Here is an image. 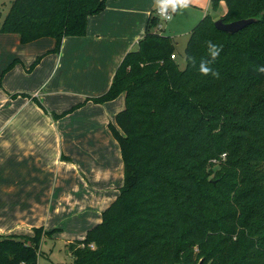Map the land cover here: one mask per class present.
Returning <instances> with one entry per match:
<instances>
[{
  "label": "trees",
  "instance_id": "trees-1",
  "mask_svg": "<svg viewBox=\"0 0 264 264\" xmlns=\"http://www.w3.org/2000/svg\"><path fill=\"white\" fill-rule=\"evenodd\" d=\"M224 1L225 23L256 20L231 34L206 15L190 31L180 68L173 38L152 15L96 99L124 95L111 124L124 179L101 221L68 245L73 264H264V73L256 70L264 66V0ZM106 3L13 0L0 31L23 44L53 38L58 52L65 37L86 35L88 18ZM208 39L223 47L211 65L218 79L198 70L210 59ZM56 230L0 235V264H63L41 251Z\"/></svg>",
  "mask_w": 264,
  "mask_h": 264
},
{
  "label": "crops",
  "instance_id": "crops-1",
  "mask_svg": "<svg viewBox=\"0 0 264 264\" xmlns=\"http://www.w3.org/2000/svg\"><path fill=\"white\" fill-rule=\"evenodd\" d=\"M12 1L0 0V29ZM225 6L222 0L214 10L211 0H191L189 7L173 14L163 29L161 22L158 31L173 38L178 57V36L187 35V44L192 28L208 14L220 18L227 11ZM155 8L156 0H107L104 11L88 18L86 35L65 37L58 52L53 51V38L23 44L19 34L0 31V131L4 128L6 132L16 117L22 115L24 119L6 132L10 138L3 137L0 142V235H33L34 228L38 227L47 232L57 229L42 243L48 239L59 241L60 235H65L63 242L68 247L83 239L87 230L101 221L102 212L98 218L94 215L84 217L79 211L71 213V199L76 197L82 183L86 187L87 181L92 180L94 164L88 155L83 158L79 154V145L72 137V123L76 125L77 122L55 120L46 103L62 109V105L68 103L61 99L63 95L75 99L83 96L72 89L76 74L73 75L68 66H78L87 72L78 75L76 84L84 80L92 84L100 81L97 71L108 67L105 83L101 82L95 93L107 92L124 56L136 49L138 40L144 36ZM38 58L40 60L34 65ZM59 70H64L62 78H57ZM63 79L69 80L71 86ZM121 96L124 100L121 94L104 104L115 113L114 118L124 108ZM57 128L66 134L62 145H58ZM119 166L117 163V168ZM120 187L112 186L113 200ZM49 198H52L50 207L56 217L44 225ZM63 212L64 217L78 220L79 225L70 224L65 230L58 219Z\"/></svg>",
  "mask_w": 264,
  "mask_h": 264
},
{
  "label": "rangeland",
  "instance_id": "rangeland-1",
  "mask_svg": "<svg viewBox=\"0 0 264 264\" xmlns=\"http://www.w3.org/2000/svg\"><path fill=\"white\" fill-rule=\"evenodd\" d=\"M225 8H227V5L225 6ZM161 22L163 29V27L166 26L167 22ZM159 25L160 23L158 24V27H156V30H159ZM187 38V35L182 34L179 35L177 39L179 41V45L177 46L179 56L176 59L180 68H183L185 66L184 57ZM62 61L66 66L67 61L65 60V58H63ZM68 67L71 68L69 70H71L73 75L76 74V81L73 84L72 89H75L78 94L83 96L76 97L75 99L71 96L63 95L61 99L68 100V103L66 102L65 104H63L61 107L62 109H55L48 106L46 103V101H48L47 99L45 100V103L55 120L60 121L64 119L65 122L69 123V120L73 119L77 122L76 125L72 123L74 125V134L72 137L73 139H75L76 145H79V154L83 158L84 155H88V159L91 158L94 164L92 167L94 170L92 180L89 179V181H87L86 187L84 186V183H82V187L78 191V194L76 193V197H73L71 199V203L69 204L70 210L72 211L71 213L79 211L83 213L84 217H92L94 215L96 218H98V216L100 217L102 210H104V208L109 205L110 200H113L114 190H111L112 186H122L124 179L123 158L120 150V145L111 127V124L115 123V118L113 115L115 113H112V111L108 109L109 106L104 107V104L106 102H110L113 100L104 102H98L96 100L106 93L95 92L101 86V82L105 83V72L108 70V67L103 68V71H97L100 81H97L94 84L85 83V80L80 81L82 83L76 84L79 77L78 75L81 76L82 74H86L87 72L85 71V69H80L78 66ZM63 72L64 70H59L57 78H62ZM64 81L66 84L71 86L69 80ZM121 105L125 106V99L123 100L122 96ZM23 120L24 119L22 115L16 117L11 125L8 126L6 132L11 131L14 126L20 125ZM3 129L0 131V142L2 141L3 137H11V135L4 132ZM56 134L58 136V145H60V143L62 145L63 139L66 136L65 132H63L62 130L60 131V129L57 128ZM50 140H52V138ZM82 149L83 152H81ZM117 163H120V166L118 168ZM52 182L54 184L55 180H52ZM116 192L119 191L117 190ZM51 202L52 198H49L46 205L44 225H46L47 222L54 220L56 217V215H54L53 209H51L50 207ZM69 218V216L64 217V212L63 215L58 218L65 230H67V227L70 224L74 225L76 223V225H79L78 220L77 222H75L74 220H69ZM64 238H66L65 235H60L59 241L48 239L46 242L41 243V250L43 254H45L52 262L73 264V256L69 253L68 247L64 246ZM43 260L44 259H41V262Z\"/></svg>",
  "mask_w": 264,
  "mask_h": 264
},
{
  "label": "clouds",
  "instance_id": "clouds-1",
  "mask_svg": "<svg viewBox=\"0 0 264 264\" xmlns=\"http://www.w3.org/2000/svg\"><path fill=\"white\" fill-rule=\"evenodd\" d=\"M191 0H156V8L158 15L165 20H169L172 18L173 14L180 12L183 9L189 7ZM205 46L207 48L208 57L210 59H201L199 62V73L202 76L211 75L213 78H219V72L216 71L211 65L216 61L219 57L220 53L223 50L222 45H218L214 43L211 39L205 41ZM188 60L196 65V59L192 56L188 57ZM260 73H264V66H259L256 69Z\"/></svg>",
  "mask_w": 264,
  "mask_h": 264
},
{
  "label": "water",
  "instance_id": "water-1",
  "mask_svg": "<svg viewBox=\"0 0 264 264\" xmlns=\"http://www.w3.org/2000/svg\"><path fill=\"white\" fill-rule=\"evenodd\" d=\"M256 19H240V20H236V21H232L229 23H225L221 18H218L215 20V27L221 31L227 32V33H231L234 34L238 31H240L241 29H243L247 24L255 21ZM201 264V261L200 263Z\"/></svg>",
  "mask_w": 264,
  "mask_h": 264
},
{
  "label": "built area",
  "instance_id": "built-area-1",
  "mask_svg": "<svg viewBox=\"0 0 264 264\" xmlns=\"http://www.w3.org/2000/svg\"><path fill=\"white\" fill-rule=\"evenodd\" d=\"M152 14H153V16H157V17H159V19H160V25H159V27H161V21H168V20L162 19V18L158 15L157 8H155V10L153 11ZM172 16H173V15H172ZM169 20H170V19H169ZM171 58L176 59L177 57H176L175 54H172V55H171Z\"/></svg>",
  "mask_w": 264,
  "mask_h": 264
}]
</instances>
